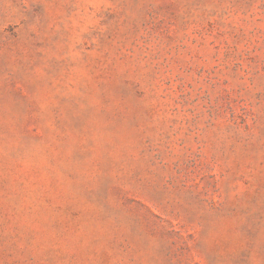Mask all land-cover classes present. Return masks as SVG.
<instances>
[{
	"label": "rangeland",
	"instance_id": "1",
	"mask_svg": "<svg viewBox=\"0 0 264 264\" xmlns=\"http://www.w3.org/2000/svg\"><path fill=\"white\" fill-rule=\"evenodd\" d=\"M0 264H264V0H0Z\"/></svg>",
	"mask_w": 264,
	"mask_h": 264
}]
</instances>
